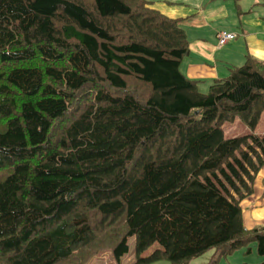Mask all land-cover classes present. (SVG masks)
<instances>
[{
  "label": "trees",
  "instance_id": "1",
  "mask_svg": "<svg viewBox=\"0 0 264 264\" xmlns=\"http://www.w3.org/2000/svg\"><path fill=\"white\" fill-rule=\"evenodd\" d=\"M188 53L150 0H0V264L264 256L240 204L264 165V62L202 93ZM236 117L249 132L227 137Z\"/></svg>",
  "mask_w": 264,
  "mask_h": 264
},
{
  "label": "crops",
  "instance_id": "2",
  "mask_svg": "<svg viewBox=\"0 0 264 264\" xmlns=\"http://www.w3.org/2000/svg\"><path fill=\"white\" fill-rule=\"evenodd\" d=\"M150 1L154 8L165 15L180 19L189 42V53L181 64V71L187 78L197 82L200 92L206 93L215 81L227 78L232 69L244 65L248 56L264 62V0ZM221 30L232 31L237 36L219 47L216 35ZM263 116L264 113L261 118ZM259 125L260 122L256 133L264 135L258 129ZM240 204L247 230L264 227V165L254 181L253 193ZM252 245L256 248L255 243L239 248L222 257L218 264L262 263L264 256L258 253L253 255ZM247 248L250 252H247ZM208 252L188 264H209L215 250L210 254ZM250 254L252 258L261 257L262 260L252 263L248 258ZM152 264L171 263L158 261Z\"/></svg>",
  "mask_w": 264,
  "mask_h": 264
},
{
  "label": "rangeland",
  "instance_id": "3",
  "mask_svg": "<svg viewBox=\"0 0 264 264\" xmlns=\"http://www.w3.org/2000/svg\"><path fill=\"white\" fill-rule=\"evenodd\" d=\"M223 129H224V133L227 137H234V136H238V135H243L248 131V128L245 126L244 123H242L240 121V119L238 117L235 118V120L233 121H228L225 122V124L223 125ZM260 132H264V116L261 118L260 120V125L258 127ZM130 245L131 248L133 250L134 248V244H133V240H130ZM253 249L254 254L253 255H257V251L254 245L251 246ZM159 248L158 244H155L149 251L148 253H151L154 249ZM131 250V253L124 256L122 258V262L123 263H129L131 261V259H133V252ZM213 250L209 251L207 254H210ZM245 251V250H243ZM249 260H251V262L256 263V262H260L262 260L261 257L258 258H252V255H248ZM112 258L110 257L109 253L106 251L102 254H100L99 256L95 257L94 259H92L88 264H115L113 260H111Z\"/></svg>",
  "mask_w": 264,
  "mask_h": 264
},
{
  "label": "built area",
  "instance_id": "4",
  "mask_svg": "<svg viewBox=\"0 0 264 264\" xmlns=\"http://www.w3.org/2000/svg\"><path fill=\"white\" fill-rule=\"evenodd\" d=\"M217 43L219 47L226 45L229 41L236 38L237 34L232 31L221 30L217 33Z\"/></svg>",
  "mask_w": 264,
  "mask_h": 264
}]
</instances>
